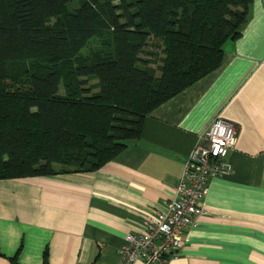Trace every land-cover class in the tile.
I'll return each mask as SVG.
<instances>
[{"label": "trees", "instance_id": "trees-1", "mask_svg": "<svg viewBox=\"0 0 264 264\" xmlns=\"http://www.w3.org/2000/svg\"><path fill=\"white\" fill-rule=\"evenodd\" d=\"M251 4L0 0V181L113 161L149 114L220 68Z\"/></svg>", "mask_w": 264, "mask_h": 264}, {"label": "crops", "instance_id": "crops-1", "mask_svg": "<svg viewBox=\"0 0 264 264\" xmlns=\"http://www.w3.org/2000/svg\"><path fill=\"white\" fill-rule=\"evenodd\" d=\"M220 117L237 129L230 172L168 264H264V0H252L219 69L156 108L102 168L0 181V264H118L128 234L172 199L187 154ZM20 249V250H19ZM19 250L18 254L17 251Z\"/></svg>", "mask_w": 264, "mask_h": 264}, {"label": "built area", "instance_id": "built-area-1", "mask_svg": "<svg viewBox=\"0 0 264 264\" xmlns=\"http://www.w3.org/2000/svg\"><path fill=\"white\" fill-rule=\"evenodd\" d=\"M236 138L231 122L216 117L210 123L187 154L172 199L161 212L141 221L140 233L125 237L118 264H168L178 257L185 232L205 214L208 183L230 172L227 157Z\"/></svg>", "mask_w": 264, "mask_h": 264}, {"label": "rangeland", "instance_id": "rangeland-1", "mask_svg": "<svg viewBox=\"0 0 264 264\" xmlns=\"http://www.w3.org/2000/svg\"><path fill=\"white\" fill-rule=\"evenodd\" d=\"M106 34H102L101 36H99V37H95V38H93L92 40H90L88 43H87V45L85 46V49H83V51H87L88 49H91V48H93L94 47V45H96V43L101 39V38H103L104 36H105ZM95 83V81H91V82H89L88 83V85H91V84H94ZM60 94H62L63 93V91H62V88H60Z\"/></svg>", "mask_w": 264, "mask_h": 264}]
</instances>
